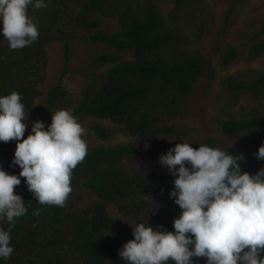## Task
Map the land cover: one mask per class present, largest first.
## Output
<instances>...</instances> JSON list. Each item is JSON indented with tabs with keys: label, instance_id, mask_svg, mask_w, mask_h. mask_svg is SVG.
<instances>
[{
	"label": "trees",
	"instance_id": "1",
	"mask_svg": "<svg viewBox=\"0 0 264 264\" xmlns=\"http://www.w3.org/2000/svg\"><path fill=\"white\" fill-rule=\"evenodd\" d=\"M220 1L224 11L219 35L244 0ZM44 2L47 7L28 6V15L39 32L30 46L10 49L0 23V97L18 92L25 115L30 114L48 82V49L57 45L61 67L56 82L45 91V114L67 110L81 126H88L97 140L108 142L115 128L129 140L87 146L86 157L72 171V192L64 207L41 205L20 178L14 193L24 200L27 212L16 219L10 232L14 251L9 259L0 258V264H127L119 251L133 239L132 226L143 222L154 230L174 233V220L182 212L176 205L172 215L163 211L143 220L151 206L149 184L131 161L150 156V148L162 138L188 134L177 124L190 116L199 81L206 93L219 81L228 93L225 104L230 109L243 94L256 102L216 121L222 136L232 139L264 132V68L238 70L219 78L216 69L231 66L241 54L250 58L264 55V13L247 18L242 31L245 42L226 44L215 67L204 40L206 0ZM79 40L109 50L93 58L88 67L93 70L80 91L72 93L64 87L63 78L71 72V52ZM201 145L218 148L214 137L194 148ZM225 152L242 156L237 162L241 173L246 172L241 147L229 146ZM0 170L17 176L4 142H0ZM175 179L172 175L170 192ZM87 195L93 200L84 206ZM109 206L122 221L135 223L116 220ZM37 209L40 215L34 216ZM9 227L6 217L0 218V228ZM167 264L175 262L170 259Z\"/></svg>",
	"mask_w": 264,
	"mask_h": 264
},
{
	"label": "clouds",
	"instance_id": "2",
	"mask_svg": "<svg viewBox=\"0 0 264 264\" xmlns=\"http://www.w3.org/2000/svg\"><path fill=\"white\" fill-rule=\"evenodd\" d=\"M47 7L44 0H0L2 35L10 49L30 46L39 37L28 6ZM27 116L18 92L0 97V142L17 141L12 165L41 205L66 206L72 192V171L87 155L82 139L85 129L67 110L52 115L45 130L33 122L24 139ZM264 160V146L255 154ZM242 156L234 157L219 148L177 143L159 163L176 177L170 198L182 210L174 220L175 232L154 230L148 223L132 226L133 239L123 245L119 256L127 264H193V257L207 264H264V169L254 176L241 173ZM0 170V218L10 227L0 228V258L14 251L10 232L16 219L26 214L24 200L14 193L21 181ZM34 216L40 210H34Z\"/></svg>",
	"mask_w": 264,
	"mask_h": 264
},
{
	"label": "rangeland",
	"instance_id": "3",
	"mask_svg": "<svg viewBox=\"0 0 264 264\" xmlns=\"http://www.w3.org/2000/svg\"><path fill=\"white\" fill-rule=\"evenodd\" d=\"M206 11L208 13L206 30L204 34V40L207 44V53L213 59V64L216 67L218 57L221 54L226 44H232L239 46L245 42L246 38L242 35V31L246 27L247 18L252 15H261L264 13V0H244L239 8L234 13L232 19L229 22L227 28L221 33L218 32L222 25V13L224 7L220 0H206ZM2 23V21H0ZM109 49L105 45L101 44H87L82 40L75 43L73 51L71 52V64L70 73L63 78V85L66 89L72 93H78L81 89L86 78L89 76L90 71L94 67L88 68L94 57L107 52ZM49 62H48V82L43 85L42 96L36 101L35 106L26 115L27 128L24 134V139L31 134L33 122L42 121L47 126L52 123V115H46L44 112V96L48 87L52 86L59 75L61 67V56L58 51V47L53 46L48 49ZM263 69L264 68V55L259 57L250 58L246 53L241 54L240 57L227 68H216L218 78L226 74L234 73L238 70L244 69ZM95 70V69H94ZM229 100L227 91L223 90L219 81H216L213 85V90L206 93L203 90V81H199L193 96V109L190 116L187 119L178 121V127L184 129L188 134L182 137L176 138H162L155 145L150 148L152 154L150 156L135 157L131 163L136 165L141 172L146 176L149 184V197L151 206L143 217V220L152 219L157 217L163 211H169L172 215L173 209L176 208L175 198H170V191L172 175L168 170L159 163V158L162 155L174 148L177 143H188L191 147L203 142L208 137L216 138L218 142V148L226 151L229 146L237 145L244 151V162L246 165V172L250 175H255L260 169H264V160L256 158L258 149L264 146V132L263 133H248L241 134L235 138L228 139L220 134L217 130L216 121L227 118V114L236 113L241 107H248L256 102L252 101L247 94H243L239 97L235 105L230 109L226 106V102ZM261 101V100H259ZM264 101V99L262 100ZM105 124H110L106 122ZM85 129V133L82 135V139L86 142L87 146H94L97 144L117 145L121 142L129 140V137L121 129L115 128L113 137L104 142L97 140L88 126H82ZM17 141H9L7 143L9 156L11 160H14V153L16 150ZM15 166L17 176L21 169L19 166ZM23 178V177H19ZM93 197L89 195L83 203L84 206L88 205ZM109 211L112 216L121 222H125L127 225L134 224V221H122L120 215L116 210L109 206ZM193 264H207L206 258L193 257Z\"/></svg>",
	"mask_w": 264,
	"mask_h": 264
}]
</instances>
